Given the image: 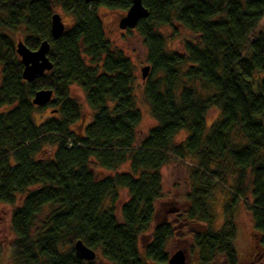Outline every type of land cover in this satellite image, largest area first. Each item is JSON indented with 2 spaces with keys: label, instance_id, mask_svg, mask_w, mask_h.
Segmentation results:
<instances>
[{
  "label": "trees",
  "instance_id": "16d2710c",
  "mask_svg": "<svg viewBox=\"0 0 264 264\" xmlns=\"http://www.w3.org/2000/svg\"><path fill=\"white\" fill-rule=\"evenodd\" d=\"M141 1L149 12L135 28L150 66L143 99L157 126L139 141L134 66L112 48L98 14L101 7L126 12L131 0H0V203L16 206L23 198L11 215L12 264H96L76 257L78 240L111 264H168L166 249L174 236L169 223L154 228L142 253L139 241L164 195L161 170L177 160L195 162L200 174L202 187L193 186L191 207L181 213L208 225L193 233L198 264L262 261L264 0ZM56 9L73 20L58 39L51 31ZM174 22L199 35V44L187 42L184 54L168 51L160 32ZM15 36L31 51L49 43L52 69L42 78L23 80ZM72 86L83 91L93 112L82 136L71 129L82 118ZM40 90L53 92L47 105L32 103ZM47 106L51 115L38 123L35 112ZM212 109L220 115L208 129ZM183 131L185 140L175 141ZM226 160L238 171L236 195L226 210L232 212L248 192L253 199L248 212L254 255L237 251L233 218L213 230L205 175ZM124 165L127 173L116 172ZM98 169L115 173L99 178ZM120 190L129 200L118 221L113 205Z\"/></svg>",
  "mask_w": 264,
  "mask_h": 264
},
{
  "label": "rangeland",
  "instance_id": "374dc122",
  "mask_svg": "<svg viewBox=\"0 0 264 264\" xmlns=\"http://www.w3.org/2000/svg\"><path fill=\"white\" fill-rule=\"evenodd\" d=\"M55 13L62 17L63 23L71 25L73 20L60 10L56 9ZM99 17L103 23L106 38L110 41L112 48L120 50L129 58L134 66V75L136 82L134 85V94L136 105L139 109L142 121L137 129V138L142 140L147 133L157 126V122L152 118L149 106L143 99V83L142 69L149 66L147 63L148 49L143 42L142 37L135 29L129 32L119 28L120 19L126 15L125 11L111 10L101 7L98 10ZM161 34L166 39L167 50L184 54L185 44L187 42L199 44V35L184 28L178 22H174L172 26L162 27ZM16 43L18 36H15ZM87 61V59H86ZM150 75V70L148 77ZM71 95L75 98L82 109V118L71 129L78 135L82 136L84 127L92 122L93 112L86 102V97L83 91L78 86L70 88ZM51 108L47 106L42 111L35 112V118L38 123L51 115ZM220 113L216 109H212L207 115V128L209 129L214 120L219 117ZM187 136L186 132H181L175 141L182 142ZM37 158H41V155ZM128 165L122 166L116 172L127 173ZM211 174L205 175L206 182L211 186V196L209 201L215 215L213 230L219 231L225 223V219L233 218L237 228L236 248L240 255L256 254V243L253 237L254 224L248 212V207L252 205L253 199L251 193L244 197H238L235 203V208L231 211L226 210V206L232 203V198L236 195L235 186L238 180V171L232 167L228 160L223 163L216 164L211 168ZM115 172L97 170V177L102 178L107 175H113ZM163 197L157 201L155 205V218L151 229L139 241V251L142 253L144 247L149 243L154 228L158 224L169 223L173 227L174 236L168 242L167 252L169 258L179 250H184L187 255L186 264H198V254L196 250H192L194 246L193 233L204 232L208 229V225L198 222L197 220L189 221L185 219L181 213L191 207V203L187 200V196L192 193L193 186L202 187L199 183L200 174L196 169V163L191 160H177L165 166L161 170ZM204 176V175H203ZM198 179V180H197ZM250 184V180H248ZM250 188V187H249ZM251 189V188H250ZM36 188L30 189V191ZM22 197L18 198L16 206H10L0 203V264H12L11 246L15 240L14 233L11 229V215L15 207L22 205ZM129 200V195L126 190H120L119 199L114 203V209L118 221H121V207ZM111 204L110 202L108 203ZM96 264H111L105 260L96 250ZM261 263L264 264V253L261 255ZM217 264H225L223 259H218ZM148 264H155L148 261Z\"/></svg>",
  "mask_w": 264,
  "mask_h": 264
},
{
  "label": "water",
  "instance_id": "95a60500",
  "mask_svg": "<svg viewBox=\"0 0 264 264\" xmlns=\"http://www.w3.org/2000/svg\"><path fill=\"white\" fill-rule=\"evenodd\" d=\"M96 0H86L93 2ZM149 16L148 10L143 6L141 0H131V6L126 11V15L119 21L121 30L135 29L139 21ZM66 30V26L62 21V17L55 13L52 16L51 31L54 39L60 38ZM16 54L23 64L22 78L26 82H33L42 78L47 71L52 69V64L48 58L50 45L44 41L36 51H31L22 41H18L15 46ZM150 66L142 69V78L146 80L149 74ZM53 97L51 90H40L35 93L32 103L36 106L47 105ZM74 252L79 260L86 262L94 261L96 252L87 247L82 241L78 240L74 244ZM187 255L184 250L174 253L168 260V264H186Z\"/></svg>",
  "mask_w": 264,
  "mask_h": 264
}]
</instances>
